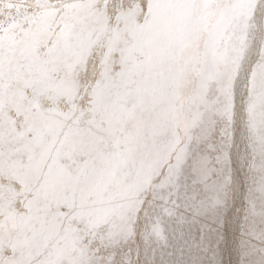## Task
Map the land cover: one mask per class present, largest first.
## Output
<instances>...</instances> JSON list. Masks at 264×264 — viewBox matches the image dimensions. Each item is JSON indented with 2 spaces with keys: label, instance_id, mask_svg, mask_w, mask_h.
I'll list each match as a JSON object with an SVG mask.
<instances>
[{
  "label": "snow or ice",
  "instance_id": "1",
  "mask_svg": "<svg viewBox=\"0 0 264 264\" xmlns=\"http://www.w3.org/2000/svg\"><path fill=\"white\" fill-rule=\"evenodd\" d=\"M0 264H264V0H0Z\"/></svg>",
  "mask_w": 264,
  "mask_h": 264
}]
</instances>
